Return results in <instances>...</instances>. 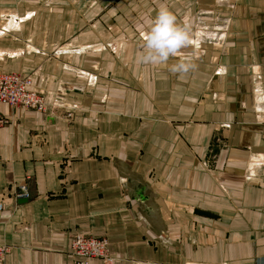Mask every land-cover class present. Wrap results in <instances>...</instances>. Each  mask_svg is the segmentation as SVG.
<instances>
[{"label":"crops","instance_id":"0c3cea01","mask_svg":"<svg viewBox=\"0 0 264 264\" xmlns=\"http://www.w3.org/2000/svg\"><path fill=\"white\" fill-rule=\"evenodd\" d=\"M3 1L0 70L49 106L0 104L5 263L74 264L78 234L113 264H264V0ZM162 6L183 76L136 63Z\"/></svg>","mask_w":264,"mask_h":264},{"label":"built area","instance_id":"2783aa9c","mask_svg":"<svg viewBox=\"0 0 264 264\" xmlns=\"http://www.w3.org/2000/svg\"><path fill=\"white\" fill-rule=\"evenodd\" d=\"M198 35L202 36L203 33H198ZM198 53H195L193 57H196ZM0 104L38 113L49 111V106L44 97L34 91L30 76L1 70ZM28 197L25 185H18L16 191L13 192L14 200H26ZM2 206L0 201V208ZM68 243L70 254L74 257V264H89L92 259H98L103 264L114 263V258L109 254L104 240L76 234L70 237ZM5 254V248L0 247V264H6L4 261Z\"/></svg>","mask_w":264,"mask_h":264},{"label":"clouds","instance_id":"9594fccd","mask_svg":"<svg viewBox=\"0 0 264 264\" xmlns=\"http://www.w3.org/2000/svg\"><path fill=\"white\" fill-rule=\"evenodd\" d=\"M193 43L191 25L179 23L177 16L166 6L160 7L143 34V43L136 53V63L158 66L171 62L173 75H186L196 65L184 57V49Z\"/></svg>","mask_w":264,"mask_h":264},{"label":"rangeland","instance_id":"374dc122","mask_svg":"<svg viewBox=\"0 0 264 264\" xmlns=\"http://www.w3.org/2000/svg\"><path fill=\"white\" fill-rule=\"evenodd\" d=\"M10 1H11V0H10ZM10 1H8V0H4V1H3V2H4V5H5V6L11 5V4H10ZM12 4H13V3H12Z\"/></svg>","mask_w":264,"mask_h":264},{"label":"water","instance_id":"95a60500","mask_svg":"<svg viewBox=\"0 0 264 264\" xmlns=\"http://www.w3.org/2000/svg\"><path fill=\"white\" fill-rule=\"evenodd\" d=\"M24 199H17V202L20 203V202H23Z\"/></svg>","mask_w":264,"mask_h":264}]
</instances>
